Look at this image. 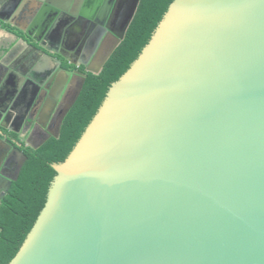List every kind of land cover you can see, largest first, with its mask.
I'll return each instance as SVG.
<instances>
[{"label": "water", "instance_id": "1", "mask_svg": "<svg viewBox=\"0 0 264 264\" xmlns=\"http://www.w3.org/2000/svg\"><path fill=\"white\" fill-rule=\"evenodd\" d=\"M140 1L110 31L117 0H85L77 24L91 26L70 64L100 74ZM25 35L44 59L38 71L10 70L17 81L0 127L19 134L12 118L19 128L41 122L18 108L45 90L55 100L46 120L58 111L48 138H58L86 74L64 68L51 55L58 50ZM2 131L0 145L9 149L1 146V157L16 151L22 160L0 204L27 160ZM53 168L46 204L9 264H264V0H173Z\"/></svg>", "mask_w": 264, "mask_h": 264}, {"label": "trees", "instance_id": "2", "mask_svg": "<svg viewBox=\"0 0 264 264\" xmlns=\"http://www.w3.org/2000/svg\"><path fill=\"white\" fill-rule=\"evenodd\" d=\"M173 0H141L125 39L98 75L86 73L83 90L66 115L58 138L50 137L39 148L24 147L27 160L0 204V264H9L19 252L43 210L57 173L75 148L111 85L138 59Z\"/></svg>", "mask_w": 264, "mask_h": 264}, {"label": "flooded vegetation", "instance_id": "3", "mask_svg": "<svg viewBox=\"0 0 264 264\" xmlns=\"http://www.w3.org/2000/svg\"><path fill=\"white\" fill-rule=\"evenodd\" d=\"M131 2L132 0H117V8L114 9L110 14V17H111L110 27H109L110 31L111 30L119 31L121 29L123 25V21L125 20L130 10ZM75 26L76 27L72 28L71 30H67L63 33H61L60 27L53 28V30L48 31L45 34L41 33L40 37H42V39L40 43L43 44L45 47L53 50L51 46L53 45V42L57 40V42L59 43V45L61 44V46H59L60 48L58 49H55V48L54 49L59 51L58 57L56 58L60 59V61L62 62V66L73 72L79 71L82 74L83 73L86 74V71H85L86 67L74 66L70 64V60L74 62L79 61L80 51L83 48L82 46H84V38H85V35L88 33V30L90 29L91 25L76 23ZM44 28L45 27H43V29ZM105 39H106V42L104 43V45L106 46L107 44L111 42V39L109 37ZM33 47H37V46H33ZM33 47L29 46L27 50L28 51L27 57H29L28 59H32L33 57L35 59L36 56L39 57L40 60L43 59L44 57L41 56L39 53H37V51H35ZM99 49L100 48L97 49V52L99 51ZM62 56H65L68 61ZM11 69H15V68L13 67L5 68L4 66H0V75H3L6 73V75L8 76L7 82L10 85L13 84V82L17 81L15 76H13L11 73L9 74ZM23 71L25 70H21L20 72H23ZM37 78H39L40 80L42 79L41 76ZM42 82L44 83L43 79H42ZM71 89L69 90V92H67V95H69L71 91L72 92L74 91V86H71ZM24 92L26 93V91ZM35 93H36V90H33V91L29 90V94L31 96H33ZM26 98L25 99L23 98L22 102L20 103L19 108H21V111L29 109L30 115L32 114V116H34L35 118L39 114L38 120L41 122H37L36 126L31 127L30 123L26 120V123L22 126V128H19L18 125L15 124L13 127L19 131V134L18 133L15 134L14 132L1 129L0 127V131L3 130L2 132H4L5 134V139L8 142V144L12 145V149L18 147L17 149H19L25 156L26 154L24 153L23 148L24 147L32 148L34 146L39 145L42 141H44V139L46 140L48 138L49 132L55 130V126H56V122L58 118V111H57V108H55L56 110L54 111L52 110L53 111V114L51 113L52 116L50 115L51 119L46 120L47 114L49 115L50 110L54 109L53 101H55L52 97H50L47 94V91L40 90V92H38V96H36V100H33V101L26 100ZM61 107L62 106L60 105L59 109ZM0 108H3V97H0ZM19 137H21V139H19ZM1 146L3 147L2 153L3 152L5 153L9 149L7 145L6 146L0 145V147ZM9 154L7 155V157L3 158L1 157L2 154L0 153V167H1V174H2V176H0V198L2 197V195L4 194V190L8 186L7 180L12 181V179L16 177L17 170L20 165V161L22 160V156L18 155L16 151H14L11 155ZM3 161L4 162L6 161L5 165L3 164Z\"/></svg>", "mask_w": 264, "mask_h": 264}, {"label": "crops", "instance_id": "4", "mask_svg": "<svg viewBox=\"0 0 264 264\" xmlns=\"http://www.w3.org/2000/svg\"><path fill=\"white\" fill-rule=\"evenodd\" d=\"M84 3L85 0H0V18L4 20L0 22V66L13 67L17 71L25 70L23 72L32 68L38 71L37 62L40 59L37 56L35 59H28L29 46L24 39L31 41L34 46H39L25 35V31H31L38 41H41L40 34H45L53 28L60 27L61 33L71 30L76 27V18L81 16ZM59 46L61 44L56 40L51 48L55 50L60 48ZM51 55L58 57L54 51ZM38 73L45 72L42 70ZM5 75L6 73L0 75V97H3V104L7 105L11 103L13 96V84L7 82L8 76ZM18 111H21V108ZM15 122L16 119L12 118L8 125L13 127Z\"/></svg>", "mask_w": 264, "mask_h": 264}]
</instances>
